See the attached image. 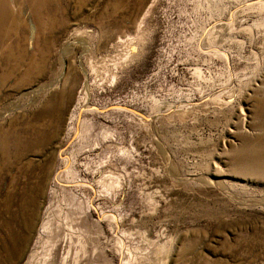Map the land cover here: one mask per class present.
Listing matches in <instances>:
<instances>
[{
	"label": "rangeland",
	"instance_id": "1",
	"mask_svg": "<svg viewBox=\"0 0 264 264\" xmlns=\"http://www.w3.org/2000/svg\"><path fill=\"white\" fill-rule=\"evenodd\" d=\"M13 1L0 0V264L34 254L57 174L58 195L117 213L102 238L115 264H264V0ZM84 84L115 109L83 119L117 136L78 155L70 186L60 154L80 145Z\"/></svg>",
	"mask_w": 264,
	"mask_h": 264
},
{
	"label": "bare ground",
	"instance_id": "2",
	"mask_svg": "<svg viewBox=\"0 0 264 264\" xmlns=\"http://www.w3.org/2000/svg\"><path fill=\"white\" fill-rule=\"evenodd\" d=\"M11 1L15 3V1ZM14 3L12 4L15 5ZM52 85L54 83L45 87L46 91L50 90ZM84 85V90L87 94L82 100L80 99L81 102L76 106V110L70 117L71 122L69 125V128L75 130V134H78L77 140L80 139V145L77 149L74 148L76 151L74 150L73 153L70 152V154L67 153L65 155L62 152L60 154L63 160L64 158L68 160L67 172L69 178L72 179V181L68 180L70 186L84 182V180L80 179L82 177L75 166L78 155L83 150L86 151L95 145H101L102 142L115 139L117 136L115 131L99 120L92 117L83 119L84 113L90 112V110L109 115L110 110L115 109L113 106L102 108L94 105L90 99L88 87L86 84ZM116 106L119 107V105ZM123 108L144 122L152 120V116H147L138 109ZM64 184L66 182H64L60 174H57L54 178L53 191L51 192L52 199L46 208L39 236L32 251L34 254L29 256L25 264H115L114 255L112 254L110 257L106 253L102 238L105 234L103 222L106 219H110L114 224H117V213L113 210L100 211L97 208L98 205L96 206L92 199L88 201L84 198L85 196H81L78 192L65 190L58 195L56 190ZM128 258L130 257L127 253L126 260Z\"/></svg>",
	"mask_w": 264,
	"mask_h": 264
}]
</instances>
